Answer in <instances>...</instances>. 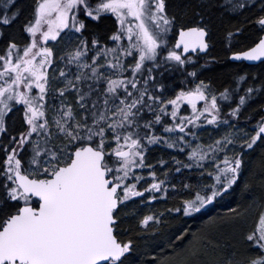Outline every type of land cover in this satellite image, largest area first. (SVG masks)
Segmentation results:
<instances>
[{"label":"snow or ice","instance_id":"1","mask_svg":"<svg viewBox=\"0 0 264 264\" xmlns=\"http://www.w3.org/2000/svg\"><path fill=\"white\" fill-rule=\"evenodd\" d=\"M215 6L212 0L201 3L195 13L199 21L181 23L179 39L169 47L168 34L180 21L168 0H36L32 18L21 27L28 39L19 43L8 29L22 9L17 0H5L0 9V39L7 38L0 49V264H141L135 242L140 237L120 239V211L145 193L150 201L168 193L169 173L161 179L146 163L151 145L181 153L188 149L186 163L172 157L175 172L199 169L200 177L211 181L183 184L189 198L166 209L168 214L191 217L237 184L246 151L258 141L264 144V105L255 113L260 119L254 134L239 126L249 101L257 93L264 96V74L253 77L242 95L231 86L217 95L211 80L199 79L166 96L163 82L173 68H195L191 53H207L209 10ZM220 7L264 33V0H224ZM253 9L254 15H243ZM107 14L115 17V26L101 31ZM243 30L242 25L227 35ZM65 37L69 43L75 37L76 43L59 60L76 71L59 69L56 78L64 86L53 88L49 72L57 60L48 43ZM230 59L264 62V35ZM187 76L198 79L195 70ZM238 79L246 82L247 74ZM72 93L74 103L66 99ZM234 97L235 106L222 113L218 100ZM182 106L190 107L189 115L181 114ZM205 124L228 131L210 144L193 143L200 140L194 129ZM157 125L169 135H157ZM159 163L167 167L166 161ZM144 168L147 177L137 174ZM229 213L239 215L235 209ZM163 216L145 215L139 224L160 225ZM186 235L184 230L175 239ZM244 240L249 245L245 255L233 253L209 264H264V212ZM199 254V248L191 252Z\"/></svg>","mask_w":264,"mask_h":264},{"label":"trees","instance_id":"2","mask_svg":"<svg viewBox=\"0 0 264 264\" xmlns=\"http://www.w3.org/2000/svg\"><path fill=\"white\" fill-rule=\"evenodd\" d=\"M4 2L5 0H0V9L3 8ZM206 2L207 0H170V12L177 16L180 24L185 23L192 21L196 16L195 13L201 11L199 5ZM212 2L216 6L209 10L211 13L210 30L215 51L213 57L217 60L203 75L212 81L214 88L221 89L226 87L235 77L234 73L240 70L237 65L224 61L226 51L222 46L225 33L234 31L242 25L244 28L242 35L250 36L251 32L248 24L241 22V18H239L240 20L225 18L218 13L219 0H212ZM35 3L36 0H17V6L22 9V12L8 31L19 43H24L26 40L21 27L31 19ZM114 26L115 20L109 15H106L99 24L101 31L114 28ZM242 39L246 41L247 38L242 37ZM54 42L58 44L52 47L56 60H59V57L64 54L60 51H68L72 48L70 46L66 48L67 44L65 43L69 42L66 39L60 40L59 43L56 41L51 43ZM6 43L7 38L0 39V49L5 47ZM74 43H76V39L71 40L68 45ZM61 63L63 62L59 60L57 65H61ZM260 67L264 69V64ZM63 68L66 70L65 67ZM179 75L178 69L173 68L164 74L163 82L168 88L173 89L183 74ZM66 99L75 101V94L67 95ZM253 106V111H255L258 106L256 101L253 102ZM147 118L150 119L151 116L149 115ZM16 120H19V117ZM172 157L187 162L184 152L169 149L164 145H155L149 148L146 154V163L154 166V170L161 179L165 178L163 173H169L166 185L168 193L166 196L162 193L156 194L157 196L161 194V203L157 199L153 202H150L149 198L137 199L122 208L119 224L120 239L140 237L135 242L138 245L136 251L140 255L141 264H146L153 259H155V264H209L214 259L233 253L239 256L245 255L249 250V245L245 242L244 237L256 227L264 202V144L258 141L252 150L246 151L242 174L229 193L191 217L176 213L168 214L165 210L174 208L182 199L189 198L188 191L182 188L183 184L195 186L198 183H210L211 181L201 178L199 173L193 172L192 169L182 168L180 173L175 172L176 165ZM161 160L167 162V167L159 163ZM173 184L176 186L175 189L171 187ZM229 209H235L239 215L232 216ZM160 213H164L160 225L153 224L143 228L139 224L143 216L159 215ZM184 230L187 231L185 238L176 240L175 236L181 235ZM193 234H196L195 238ZM170 237L172 239H169ZM201 237H205L203 243L200 242ZM196 248L200 249L201 254L191 255V252ZM252 254L258 255L259 253L252 250Z\"/></svg>","mask_w":264,"mask_h":264},{"label":"flooded vegetation","instance_id":"3","mask_svg":"<svg viewBox=\"0 0 264 264\" xmlns=\"http://www.w3.org/2000/svg\"><path fill=\"white\" fill-rule=\"evenodd\" d=\"M170 0H168L169 3ZM220 4L218 6L217 12L220 13L222 16H224L225 18H237V20H240L239 18H241V22L243 23V16L239 15L237 13H233L231 11H227L225 8L220 7V5L224 4V0H219ZM255 2V0H250V3ZM256 9L251 10V12L249 11H244L243 15H254L256 13ZM109 15L111 18H113L115 20V17H113L111 14H107ZM200 17H198L197 15L195 16V18L192 21H199ZM190 26H195L194 23L190 24ZM209 27H211V25L209 24ZM248 27L250 28V36H245L242 34H238V35H234L233 37H228V32L225 33V39H224V44H223V48L226 51L224 54V61L226 62H230L233 63L235 65H237L238 67H240V70H238L236 73H234L235 77L232 78L230 80V82L228 83V86L231 87H237L239 89L238 94L242 95L243 94V89H245L248 86H251L253 84V77H259L261 74H264V69H261L260 66H262L264 64V62H257V63H246L245 61L241 60V61H234L232 59H230L231 55L233 52H239V51H244L247 50L248 47L253 45L254 40H256L258 38V36L260 35H264V33L259 31V26H255L253 27L252 25L248 24ZM180 29V23L176 24L173 27L172 35L174 33L173 36V40L171 39L169 41V45L172 46L175 44V39H176V35L178 30ZM232 32H235L232 31ZM242 37L247 38L246 41L242 39ZM210 44V47L207 51V53H201V52H197V53H191L192 55V59L195 62V68H193V66L191 65H185L183 68H177L179 71V76H181V74H183L181 76V78L179 79V83H176L175 87L173 89L168 88V91L166 92V96H171L174 94V91H178L181 87H192L194 86L195 83H198L199 79H204L206 81L209 80V78H205L203 73L205 71H208L209 68L212 67V64L215 63V61L217 60L216 58L213 57L214 55V48H213V39H212V35H211V30H210V36L207 38ZM242 39V40H241ZM109 46H113L111 44H109ZM197 71L198 74V79L197 78H193L190 76H187V72H191V71ZM247 74V81H240L238 79L239 75H245ZM165 77V76H164ZM163 77V80H165V78ZM255 83L258 84V80L255 81ZM223 88L221 89H217L214 88V91H216V94L219 95V91H222ZM238 97H234L233 99L229 100V101H221L218 100V103L220 104L221 108H222V113H227L230 110V106L234 107L235 106V99ZM255 101L257 102L258 106H257V111H253L254 106H253V102L255 103ZM261 105H264V96L260 95L259 93H257L254 97V99L252 101H249V105L248 107L244 110L243 114L240 116L239 118V126L241 128H244L246 131L249 132L250 135L254 134V132L252 131L253 127L255 126V124L257 123V121L260 119V115L259 114H255L258 112L259 108ZM259 107V108H258ZM191 112L190 107L188 106H182V115H189ZM263 114V113H261ZM249 116H252L253 118L251 120L248 119ZM157 128H161V135H169V134H165L162 132V127L160 125L156 126ZM194 131L197 132V135L200 137L199 141H193V143H203V144H210L212 142V139H216L219 138L221 135H223L226 131H228L226 126H220L218 129L216 128V126H209V125H203V129H194ZM177 150V149H175ZM188 149H185V153H187ZM206 167L208 168V170L210 171L211 169V164H207ZM193 172L199 173L200 175V170L199 169H192ZM138 200H141V198L136 197ZM146 198V194L143 198V200ZM154 200H151L150 202H153Z\"/></svg>","mask_w":264,"mask_h":264},{"label":"rangeland","instance_id":"4","mask_svg":"<svg viewBox=\"0 0 264 264\" xmlns=\"http://www.w3.org/2000/svg\"><path fill=\"white\" fill-rule=\"evenodd\" d=\"M33 10H34V8H33ZM32 10V11H33ZM33 13V12H32ZM32 18V17H31ZM25 34V36H26V40L28 39V34L27 33H24ZM173 36H174V33H173V35H172V32L170 31L169 32V34H168V41H170L171 39L173 40ZM65 39H66V41H69L68 40V38L67 37H65ZM76 38L75 37H72V40H75ZM25 40V41H26ZM52 41H50L49 42V44H48V46L49 47H53V46H56V45H58V44H56L55 42L54 43H51ZM65 42V41H64ZM74 42V41H73ZM65 44H67V46H66V48L68 47V46H70V47H74V45H75V43L74 44H71V45H68V44H70L69 42H66ZM169 47H171L170 45H169ZM4 48V47H3ZM3 48H1V49H3ZM66 48H65V50H66ZM61 53H65L66 51H60ZM57 62H59V60H57ZM129 63H132V61L131 60H129ZM56 65H57V63H56ZM63 67H65V64H64V62L63 63H61V65H57V66H55V70H50V72H49V74H50V76H52L53 77V81H52V85H53V87L54 88H60V87H63L64 86V84H63V81L62 80H60V79H58V78H56V77H58V72H59V69H61V68H63ZM65 70V69H64ZM66 72H69V73H74L75 71H76V68H75V65H71V66H69L68 68H66V70H65ZM69 79L71 78V74H69V77H68ZM67 101H69V102H73L74 103V101H72L71 99L69 100V99H67ZM52 100L50 99V101H49V106H50V108H51V106H52ZM55 103H56V105L58 106L59 105V99H56V101H55ZM51 114V113H50ZM20 115V113H17L16 114V117L15 118H17V117H20L19 116ZM156 130V134L157 135H161V128H156L155 129ZM153 146H155V145H151V146H149V148L150 147H153ZM170 149V148H169ZM171 151V150H170ZM188 152V151H187ZM185 153V152H184ZM185 155L187 156V153H185ZM2 157H3V154L1 153V159H2ZM161 170V169H160ZM137 171V174H139V175H143V176H145V177H147V175H148V169L147 168H144V169H137L136 170ZM161 178V177H160ZM148 183H151V179L149 178L148 179ZM141 187H147V184L146 183H142V185H141ZM146 194V198L145 199H148L149 198V194H147V193H145ZM158 198H157V200L158 201H160V203H161V194L160 195H158L157 196ZM134 200H137V198H133V200L132 201H134ZM132 201H130V202H128V203H131ZM261 212H264V202H263V206H262V210H261ZM142 219V218H141ZM153 225V223H150L149 224V226H152ZM148 226V227H149Z\"/></svg>","mask_w":264,"mask_h":264},{"label":"water","instance_id":"5","mask_svg":"<svg viewBox=\"0 0 264 264\" xmlns=\"http://www.w3.org/2000/svg\"><path fill=\"white\" fill-rule=\"evenodd\" d=\"M177 39H179V30L177 32L175 42H176ZM201 53H203V52H201ZM234 61H241V60H234ZM243 61H245L246 63H257V62H259V61H247V60H243Z\"/></svg>","mask_w":264,"mask_h":264}]
</instances>
